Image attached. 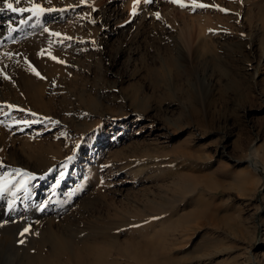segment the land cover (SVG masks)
I'll return each mask as SVG.
<instances>
[{
	"label": "rangeland",
	"instance_id": "rangeland-1",
	"mask_svg": "<svg viewBox=\"0 0 264 264\" xmlns=\"http://www.w3.org/2000/svg\"><path fill=\"white\" fill-rule=\"evenodd\" d=\"M58 1L64 4L21 9L22 23L42 13L54 19L47 39L55 42L40 46L52 57L37 58L41 63L35 72L22 61L14 70L32 79L41 94L35 101L36 114L48 117L33 119L16 110L12 116L4 110L5 103L0 105V128L9 133L5 143L0 142V212L10 210L6 199L15 193L14 185L20 191L13 198L15 206H27L31 193H37V181L55 167L62 181L58 180L60 197L48 202L59 212L52 218V231L56 221H70L71 213L81 212L88 197L97 202L76 229L93 232L87 226L96 216L116 221L123 216L140 218L133 224L154 225L140 234L129 225L114 233L105 230L108 234H64L69 251L65 258L50 248L44 228L25 231L15 218H5L0 220V264H171L172 259L176 264H247L250 259L264 264V154L253 169L248 149L254 142L264 152V2L246 5L254 1L246 0L247 10L238 18V0L161 2L165 9H183L196 18L206 14L211 20V47L209 42L200 46L192 34L193 57L176 62L172 27L162 25L160 30L147 16L136 33V22L125 18L126 12L109 27L102 18L110 0ZM133 2L131 8L139 13L151 0ZM148 6L149 12L157 11ZM60 10L63 15L57 17ZM10 22L0 23L5 36ZM93 29L96 36L91 39ZM222 33L227 36L220 37ZM4 35L1 50L9 45ZM8 75H13L11 69L0 70V87L7 98L31 99L29 91L22 85L16 89ZM200 101L206 113L198 124L191 109H199ZM123 110L128 112L120 115ZM137 112L143 115L142 125L154 123L158 128L145 125L138 132L135 126L137 132L126 128L112 142L109 136L97 140L96 121L120 120ZM116 148L121 153L108 157ZM52 160L57 164L35 172ZM101 163L112 165L101 170L103 174L98 171L97 182L84 174L85 167ZM69 177L80 185L69 186ZM111 177L114 183L105 184ZM46 179L49 186L53 179ZM115 186L119 192L104 190ZM23 196L25 204L19 202ZM51 213L42 215L52 217ZM3 238L16 245L4 244ZM87 242L85 254L81 249Z\"/></svg>",
	"mask_w": 264,
	"mask_h": 264
},
{
	"label": "bare ground",
	"instance_id": "bare-ground-1",
	"mask_svg": "<svg viewBox=\"0 0 264 264\" xmlns=\"http://www.w3.org/2000/svg\"><path fill=\"white\" fill-rule=\"evenodd\" d=\"M163 1L164 0H151L150 3H147L144 6L145 9L139 10L140 12L138 13L135 9L131 8L132 4L134 3L133 0H125V2H126L125 6L120 4V3H116L113 0H110V2H108V4L104 7L105 13H104L102 20L105 22L106 25H108L110 27L111 24L113 22H115L118 17L125 15V12H126L125 18L136 22V25H137L136 26V28H137L136 33L138 32V28L144 24V22L147 20L148 17H149V19H148L149 22L151 20L156 21L155 23L157 26H160L159 27L160 30L164 29V27L162 25H167L169 27H172L176 33V35L174 37H171V39L173 40V43L176 44V47H175L176 49L174 51L175 54H177L174 56V60L176 62L187 61L193 57V54H192L191 49H190V41H191L192 34L195 35V37L199 41L200 46L209 42V45L211 47V44L213 42V40H212L213 39V32H211L212 29L208 31V28H210V26H211V20L209 19V17H207L206 14H203L199 18H196V17H193L192 15L186 14L183 9L182 10L178 9V8L165 9V5H163L164 3H161ZM186 1H189V0H186ZM245 1L246 0H238L239 6H238V9L236 12L237 18L242 11L247 10V8L245 9L243 7V3ZM7 2L12 4L13 7H15L17 9V11H11L9 8L6 7V9H8V10H4L2 13H0V23L6 22L7 24L11 25L10 21H12L13 27L18 22H20L21 19L25 18V17L24 18L22 17V10H21L22 8L23 9L27 8V9L33 10L34 8H42L43 6L44 7H48V6H54V7L58 6L59 7V6L64 4L63 2H60L58 0H20L19 3H17L16 0H7ZM261 2H264V0H254L253 2H248V4H246V5L259 4ZM148 4H150L151 7L155 6L157 8V11L156 12H149L150 7L148 6ZM216 4H218V3H216ZM3 6H6L5 1L0 2V7H3ZM175 6H178V5H175ZM9 12H11V13H9ZM148 12H149V14H148ZM62 13H63V11H61V10L57 11V17H62V15H63ZM152 14H154V15L157 14L159 17L154 16ZM54 17H56V16H54ZM53 21H54V19H53L51 14L42 13L39 15H34L33 17L29 18L28 21L26 20L23 23L21 21L18 25H16L14 27L15 29L12 26H7L5 31L7 32V30L8 31L11 30L10 33L7 32V34L9 33L7 36L4 35V32L2 30L0 31V36L4 35V37H6L4 39L7 40V43L9 44L5 50L0 49V70H1V72H5L6 70L11 69L13 75H8L10 80H11L10 83L16 89H19L20 85L24 86L25 89H27L29 91L30 96H31V99H29V100L27 98H24L22 100H20L18 98H7V96L2 92L1 87H0V105H4V103L6 104L7 108H5L4 110H6L9 115L13 116V114L15 115L16 111H22V113H24V112L30 113L32 115L33 119H37L38 117H46V116L48 117V113H44L40 116H38L39 114H36L38 108L35 105V101H37L38 99H41V97H40L41 94H39V92L38 93L36 92V89L34 87V83H33L32 79L31 78L24 79L18 73H14V70L16 69L17 63L22 61V62H25V68L26 69H28L30 72H35L36 71V65H39L41 63L40 60L37 58H41V60H42V58H45V57H48V58L52 57V55L49 51L42 50L40 46H42V44L47 45V46L52 45L55 42L54 39L53 40L47 39L48 38L47 35H50L49 31L51 29H53L55 26ZM262 22H264L263 17L261 18L260 23H262ZM2 29H4V27ZM92 31H93V33H92V36L90 37L91 39L94 38V36H96V29H93ZM136 33H135V35H136ZM225 36H227V33L220 34V37H225ZM183 66L184 65H182V67ZM184 71L186 73H190L191 68L184 67ZM0 77H2V76H0ZM236 81L238 82V80H236ZM98 96L100 97V95H98ZM198 103L200 104L201 107H199V109L193 107L191 110L194 112V120L199 121L198 124H200L202 121V116H204V113H202L204 111V108L202 107L203 106L202 101H200ZM13 108H15V109H13ZM127 112H128L127 110H123V111H121L120 115L126 114ZM199 112L201 113V116H200ZM0 113H2L1 109H0ZM19 116H21V115H19ZM141 116H143V115L137 112V113H131V115L129 117L126 116L125 118H122L120 120L110 119V121H108L107 119H100V120L96 121L94 126L97 127V131H96L97 140H100L101 142L105 141L107 136H109L108 140L111 142L114 141L115 138L117 140L118 134L123 133V130H125L126 128H128L127 130H132V133L133 132L135 133L137 131L140 132L142 130L141 128L145 125L146 126L152 125L153 128L155 127V129L158 128V127H156V125L154 123H148V124L142 125V123H141L142 121L140 120ZM13 118H15V117H13ZM13 118H12V120H13ZM5 119H7V118H5ZM101 120H103V121H101ZM203 121H204V119H203ZM94 122L95 121H91V125L89 127H91ZM139 123H141V124L139 125ZM135 126L137 127V131L134 130V128L136 129ZM89 127L86 126L85 129L88 128L87 130H90ZM131 127H132V129H131ZM206 127H208V126H206ZM117 128L119 130H116ZM8 136H9V133L7 132V130L5 131L3 128L2 129L0 128V142L2 144L5 143L6 138ZM120 148L123 149L122 147H120ZM248 149H249V152H250L251 158H252L251 166L253 167V169H256L257 163H258V158L260 155H263L264 152H261L262 148L257 146L254 142H252L249 145ZM118 150L119 149L116 148V150L114 149L111 152H109L108 157L111 156L112 158H116L118 153H121V151H118ZM76 156H77V154H76ZM122 160L123 161L126 160V162H128V159L125 157L122 158ZM23 161H24L23 163L25 164V166L29 165V163H30L29 160H23ZM56 162L57 161L54 162L53 160L49 161L46 166L35 170V172L43 173L45 170L51 168V166H53ZM70 164H71V162H70ZM111 165H112L111 163H109V164L101 163L99 166L97 164L90 165L88 168L85 167L84 174H87L91 179L95 177L94 179H96V182H97L98 180L101 179V177H100L101 175L98 176V174H97L98 171L105 170V169L109 170ZM114 165H116V164H114ZM98 167H100L101 169H98ZM117 169H118V167H117ZM49 173L50 174L47 175L46 177L48 179H51V178L53 179V180H50V181H52L50 183V185L49 186L45 185L46 180H47L46 177H44V179H42V181H43V182L41 181L42 183L37 181L36 187H35L36 188L35 193L36 192L37 193L33 194V195L31 193V195L27 199L29 201V204H28L29 206L27 205V206L23 207L22 210H19L15 206L16 201L13 202L14 201L13 198H15V200H16V198L19 197L20 191H18L17 185L16 186L14 185V187L12 186L13 192H15V193L12 194V197L11 196L8 198L6 197L7 201H11V202H9L10 203L9 204L10 210L8 212H5L3 209V211L0 212V220L5 219V218L6 219H10V218L14 219L15 218L17 220V223L19 225H21L23 228L29 229V228L34 227V226H38V228H44L47 232L46 234H48L47 240L49 242L50 248L53 249L54 251H56L58 254H63V256L65 258L69 257V255H68L69 251L65 250V249H68V242L63 237L64 234H108V231H105V230L113 229V230H109V232L114 233V232L118 231L119 229H121L122 226L124 227L126 225H129V226H131V228H134V229L137 228V232L140 234V233H143L145 231H149L148 228H150L154 225L153 224L152 226L149 227V225L151 223H149V224H142L141 223L139 225L133 224L136 221L142 220L140 218L132 219L130 217L123 216L124 220H123V218H121L122 220L116 221V220L105 219V218H97L98 216H96V219L92 220L91 224L89 226H87L88 229H90V228L93 229L94 230L93 232H87L84 230L76 229L74 227H77L79 225L78 222H80L82 218H85V216L89 215L90 212H92L90 210L91 205H94L97 202V201H89V199H88L89 197H88L83 202L84 203V209L81 212H76V215H74V213H71V215H70L71 220L70 221H66V220H63V222H62V220L56 221L55 225H57V228L55 231H52L51 226H52V223L55 222V220H53L52 218H55L57 216V214H59V212H58V209H56V207L49 206L48 202H52L53 200H56L58 198V196L60 197L61 189H59V188L61 185L60 182L62 180L58 177V176H60V169H55V167H52L51 171ZM84 174H83L82 178L88 177L87 175L84 176ZM101 174H103L102 171H101ZM113 174H115V173H113ZM58 180H61V181H58ZM67 180H68L69 186H71V185L79 186L80 185V180H78V182L70 181V177ZM5 182L7 183V181H5ZM54 183H55V185H54ZM107 183H109V184L114 183V181H112V177L109 178V180L105 182V184H107ZM10 184H13V183H10ZM4 185H6V184H4ZM4 185H2V187ZM107 185H105V186H107ZM107 188H109V187L107 186ZM104 190H108L107 192H109V193L119 192V188L116 186L111 187L110 189H104ZM5 191H7V190H5ZM10 192H12V190H10ZM4 195H6V194H4ZM8 195H10V194H7V196ZM100 195L101 196L104 195L103 191H102V194H100ZM24 198H25L24 196H23V198L21 197L19 202H22L23 204H25ZM86 204L89 206L86 207ZM41 207H42V209H41ZM40 209L44 212H39ZM45 212H47V213L52 212L51 214H49V215H52V217L51 216H49V217L43 216L42 214H44ZM66 219H68V218H66ZM151 229H153V227ZM152 232H154V230L150 231V233H152ZM132 234H134V233H132ZM3 243L8 244L9 246L16 245V243L13 242L11 238H3ZM79 246L82 247L83 245L81 244ZM88 247H90V245H88V242L86 244L84 243V246L82 247L83 249H81V251L83 253L87 254V251H88L87 249H89ZM252 260L253 259H250V261L247 262V264H253ZM171 264H176L175 259L171 260Z\"/></svg>",
	"mask_w": 264,
	"mask_h": 264
},
{
	"label": "snow or ice",
	"instance_id": "snow-or-ice-1",
	"mask_svg": "<svg viewBox=\"0 0 264 264\" xmlns=\"http://www.w3.org/2000/svg\"><path fill=\"white\" fill-rule=\"evenodd\" d=\"M16 2L19 3L20 0H16ZM5 4H6V7L9 8L10 10L17 11V9L13 7L12 4L8 3L7 0H5ZM3 10H4L3 8H0V11H3ZM22 10H27V9H22ZM25 231H27V229Z\"/></svg>",
	"mask_w": 264,
	"mask_h": 264
}]
</instances>
